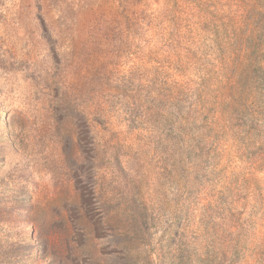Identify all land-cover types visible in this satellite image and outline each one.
<instances>
[{
  "label": "rangeland",
  "instance_id": "374dc122",
  "mask_svg": "<svg viewBox=\"0 0 264 264\" xmlns=\"http://www.w3.org/2000/svg\"><path fill=\"white\" fill-rule=\"evenodd\" d=\"M261 40L264 0H0V264H54L39 231L64 226L90 235L57 264L115 259L113 239L91 234L93 111L108 94L93 84L137 74L218 90ZM224 149L222 167L242 171L235 143Z\"/></svg>",
  "mask_w": 264,
  "mask_h": 264
},
{
  "label": "trees",
  "instance_id": "16d2710c",
  "mask_svg": "<svg viewBox=\"0 0 264 264\" xmlns=\"http://www.w3.org/2000/svg\"><path fill=\"white\" fill-rule=\"evenodd\" d=\"M262 42L239 79L218 90L137 74L93 84V94H108L93 111L91 234L101 242L105 231L117 257L97 251L93 264H264ZM121 116L126 130L112 129ZM228 140L243 164L231 174L221 164ZM79 233L90 232L64 226L39 236L52 237L57 264L79 251Z\"/></svg>",
  "mask_w": 264,
  "mask_h": 264
}]
</instances>
